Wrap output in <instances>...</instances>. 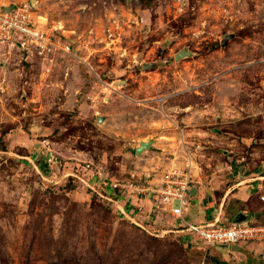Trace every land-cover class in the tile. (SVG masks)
Listing matches in <instances>:
<instances>
[{"label": "rangeland", "instance_id": "374dc122", "mask_svg": "<svg viewBox=\"0 0 264 264\" xmlns=\"http://www.w3.org/2000/svg\"><path fill=\"white\" fill-rule=\"evenodd\" d=\"M21 5L73 51L0 45V264H209L231 248L104 196L108 180L264 160V0H0Z\"/></svg>", "mask_w": 264, "mask_h": 264}, {"label": "crops", "instance_id": "0c3cea01", "mask_svg": "<svg viewBox=\"0 0 264 264\" xmlns=\"http://www.w3.org/2000/svg\"><path fill=\"white\" fill-rule=\"evenodd\" d=\"M141 142L143 141L132 145L135 153ZM156 143L163 144L159 140ZM203 162L211 170L196 175L192 168V173L199 179L200 185L192 190L190 206L185 212V221L197 225L215 221L230 225L240 215H244L248 222L264 225V201L262 200L264 197V160L254 159L252 162L241 160L235 165L227 164L222 171L215 169L208 161ZM71 175L91 185L79 175L74 173ZM144 177V180L139 178L141 182L138 180L134 183L130 181L127 184H121L123 187L120 190V201H115V204L134 222L156 224L163 222L167 216L171 215L164 210H155L154 196L148 191V186L152 181L146 179L149 175ZM108 182L112 188L115 182L110 180ZM131 183L134 187L129 186ZM106 193L110 195L115 191L109 190ZM104 198L112 201L107 196ZM175 222L181 221L175 220ZM179 227H175L178 228V232ZM240 246L239 251H233L232 247L223 252L219 250L220 248H211L207 254L209 264H254L256 259H264V244L252 242Z\"/></svg>", "mask_w": 264, "mask_h": 264}, {"label": "built area", "instance_id": "2783aa9c", "mask_svg": "<svg viewBox=\"0 0 264 264\" xmlns=\"http://www.w3.org/2000/svg\"><path fill=\"white\" fill-rule=\"evenodd\" d=\"M38 16L29 5L0 8V45L17 48L27 57L48 58L55 54L72 55L73 43L61 32L60 28L47 29V20ZM49 163H53L49 160ZM102 177V176H101ZM200 185L199 179L192 173L191 165L175 166L163 174L156 186H148L154 196L155 210L169 212L175 220L181 221L179 232L190 234L207 246H237L252 242L264 244V225L246 222L224 225L220 222L207 224H189L185 221V212L190 206L192 190ZM134 187V184H129ZM114 183L113 189H122ZM264 201V197H262Z\"/></svg>", "mask_w": 264, "mask_h": 264}, {"label": "water", "instance_id": "95a60500", "mask_svg": "<svg viewBox=\"0 0 264 264\" xmlns=\"http://www.w3.org/2000/svg\"><path fill=\"white\" fill-rule=\"evenodd\" d=\"M11 9H13V7L7 8V11H10ZM233 38H234L233 35L226 36L225 39L222 42V46L223 47L226 46L227 43L229 42V40H231ZM188 56H190V53L181 51V52H179L176 55V59L179 60L181 58H185V57H188ZM152 144H153V141L141 142L140 146L136 150V154L137 155H141L145 150H150ZM246 222H248L247 217L244 216V215H240L237 219L234 220L233 223L234 224H243V223H246ZM232 250L233 251H239V250H241V246L240 245L232 246Z\"/></svg>", "mask_w": 264, "mask_h": 264}, {"label": "trees", "instance_id": "16d2710c", "mask_svg": "<svg viewBox=\"0 0 264 264\" xmlns=\"http://www.w3.org/2000/svg\"><path fill=\"white\" fill-rule=\"evenodd\" d=\"M138 1V0H137ZM114 191H115V193L114 194H110V195H108V194H106V196L109 198V199H111L112 201H110V202H115V201H120V196H121V192H120V190H118V189H114ZM101 195V194H100ZM108 200V199H107ZM109 201V200H108ZM181 234H183V237H184V241H187V236L188 235H186V234H184V233H181Z\"/></svg>", "mask_w": 264, "mask_h": 264}]
</instances>
